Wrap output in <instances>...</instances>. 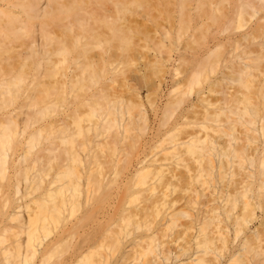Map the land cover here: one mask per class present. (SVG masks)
<instances>
[{
  "label": "bare ground",
  "instance_id": "bare-ground-1",
  "mask_svg": "<svg viewBox=\"0 0 264 264\" xmlns=\"http://www.w3.org/2000/svg\"><path fill=\"white\" fill-rule=\"evenodd\" d=\"M169 261L264 264V0H0V264Z\"/></svg>",
  "mask_w": 264,
  "mask_h": 264
},
{
  "label": "rangeland",
  "instance_id": "rangeland-1",
  "mask_svg": "<svg viewBox=\"0 0 264 264\" xmlns=\"http://www.w3.org/2000/svg\"><path fill=\"white\" fill-rule=\"evenodd\" d=\"M167 80H168V78L166 79V81H167ZM163 87H165V86H162V88H163ZM140 93H141V94H140L141 97H144V96H145L144 90H142ZM143 99H144V98H143ZM148 110H149V108H148ZM148 115H149V117L151 118V112H150V110H149ZM146 148L148 149V147H146ZM147 149L145 150V153H142V155L139 156L141 160L143 159L142 156L144 157L145 160H148V159H150V158L153 156L152 153H153L154 151H152V150L150 149L151 152L149 153L150 150L148 149V150H149V151H148ZM144 155H146V156H144ZM145 157H146V158H145ZM133 165H134V164H133ZM255 223H256V222H255ZM171 262L173 263L174 261H169L168 264H171Z\"/></svg>",
  "mask_w": 264,
  "mask_h": 264
}]
</instances>
